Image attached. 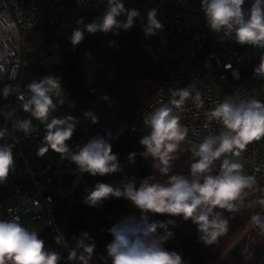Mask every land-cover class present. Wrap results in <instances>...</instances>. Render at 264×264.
Masks as SVG:
<instances>
[{"label": "clouds", "instance_id": "9594fccd", "mask_svg": "<svg viewBox=\"0 0 264 264\" xmlns=\"http://www.w3.org/2000/svg\"><path fill=\"white\" fill-rule=\"evenodd\" d=\"M246 0H201V7L209 28L222 35V39L231 38L240 45H249L264 49V0H251L245 10ZM126 19L121 21L120 16ZM140 12L135 8L126 9L123 0H107V10L99 21L85 26L86 31L94 34L117 30H129ZM157 10L147 13L144 25L146 36H154L163 25L158 21ZM77 24L83 20H77ZM84 39L83 31L74 29L70 37L73 47ZM0 59H4L0 55ZM4 63H0V74L6 72ZM254 73L264 77V57ZM13 79V77H9ZM26 92L18 99L24 112L45 124V135L36 155L43 157L49 150L59 154L60 159L69 160L76 165L81 174L93 177L111 175L123 171L118 154L113 153L109 139L102 136L90 138L85 144L78 145L72 151L68 141L72 138L79 120L73 116L53 117L56 103L63 91L60 78L45 76L25 85ZM14 92L12 85H6L2 94L7 98ZM169 101L160 104L147 114H143V124L147 134L139 144L144 149L140 153L152 161V167L166 181L155 182L154 175L144 178L137 186L135 180L114 186L97 182L83 202L90 207H98L105 200L123 198L139 212V216H127L119 220L108 230L113 237L106 245L107 257L111 264H186L181 254L168 250L164 244L174 235L169 226H175L173 219L164 221L150 220V215L181 217L197 226L199 239L206 245L215 244L218 237L229 230V221L223 212L235 213L247 196L246 189H252L256 181L253 176L245 175L243 165L230 157H240L248 144L264 138V101L255 98L242 100L236 95L225 96L222 102L206 112L209 122L220 125L218 134H209L190 148L193 162L188 174L172 173V162L185 141L188 129L181 124L183 107L191 100L201 108L204 100L199 91L190 85L181 89H171ZM103 99H108L103 97ZM84 118L92 124L98 123V117L85 112ZM14 127L28 135L35 131L31 120L18 121ZM207 127V125H206ZM135 130V129H133ZM6 131L0 130V139ZM13 147L0 144V182L6 181L14 167ZM137 153H130L128 160L135 162ZM223 157V159H221ZM220 161L216 167V161ZM264 207V199L258 201ZM251 207V205H249ZM252 222L264 232V215L259 213L251 217ZM162 233V234H161ZM87 232H82L76 247L69 253L67 260L79 259L81 264H90L95 252V243ZM59 242V241H58ZM79 253V254H78ZM61 255L46 248L45 241L37 231L22 225L19 216L0 219V264H60Z\"/></svg>", "mask_w": 264, "mask_h": 264}, {"label": "built area", "instance_id": "2783aa9c", "mask_svg": "<svg viewBox=\"0 0 264 264\" xmlns=\"http://www.w3.org/2000/svg\"><path fill=\"white\" fill-rule=\"evenodd\" d=\"M126 9L135 8L140 16L129 29L134 32L137 44L153 60L161 65V77L157 89L143 108L131 118H124L114 125L103 119L91 126H76L72 138L67 142L75 151L78 145L85 144L90 138L102 136L111 145L126 131H146L143 114H147L169 101L171 89L193 86L201 93L204 104L197 108L188 100L183 107L181 124L188 129L184 143L193 145L209 134H218L220 125L209 122L206 112L222 102L225 96L236 95L242 100L255 98L264 101V77L254 73L255 55L253 51H238L233 47L231 38L222 39L212 31L201 7V0H123ZM249 4L245 2L247 10ZM155 8L157 19L163 25L156 35L146 36L144 25L147 13ZM89 9H99L104 14L107 0H0V63L6 72L0 74V130L6 131L0 144L13 147L14 167L6 181L0 182V219L19 216L23 224L39 232L47 228L55 233V238L66 252L64 223L59 225L54 217L61 204H70L76 188V180L83 174L69 160H61L59 154L49 150L43 157L36 155L45 135V124L31 117L20 107L18 97L26 92L20 85L18 74L21 68L31 62L24 56L26 36L42 23L52 24L60 19H74ZM124 21L125 16L118 17ZM218 35L228 48H215L207 53L200 64L194 54L203 48L208 36ZM213 58L216 67H211L208 59ZM246 65V71L239 74L237 66ZM13 79H9V77ZM12 85L14 92L4 98L2 91ZM94 89L90 88L92 92ZM86 110H97L93 97L85 100ZM49 116V122L52 119ZM31 120L35 129L25 135L16 130L18 121ZM207 125V127H206ZM135 129V130H133ZM243 165V171L258 178L264 173V138L247 145L240 157H230Z\"/></svg>", "mask_w": 264, "mask_h": 264}, {"label": "trees", "instance_id": "16d2710c", "mask_svg": "<svg viewBox=\"0 0 264 264\" xmlns=\"http://www.w3.org/2000/svg\"><path fill=\"white\" fill-rule=\"evenodd\" d=\"M246 2L250 6L251 0ZM103 15L99 9H89L74 19H60L52 24L42 23L34 28L26 36L23 49L24 56L30 57L31 62L20 69L18 80L25 89V85L33 80L49 75L57 76L60 78L63 92L70 95L75 104L81 107L87 98H95L101 119L108 125H114L121 119L134 117L154 95L161 77V65L143 51L131 30L119 29L118 34L100 31L88 33L85 26L99 21ZM81 19L83 23L77 24L76 21ZM74 29L84 33V39L75 47L70 40ZM232 45L238 51H253V46L240 45L234 40ZM215 48L224 49L228 46L218 35L208 36L203 48L194 54V60L200 64L204 56ZM81 53L88 56L93 64V78L88 87L84 86L86 73L81 63ZM90 88L94 90L90 92ZM77 110L74 108L69 116H73ZM146 134V131H126L112 145V151L118 154V159L128 160L130 153H137L133 177L124 178L115 173L102 177L83 174L76 180L70 204L68 207L61 204L54 214L59 225L64 223L66 252L56 241L54 232L47 228L37 232L45 241L47 249L61 255L60 264H81L79 259L73 263L68 261L66 254L76 247L82 232H87L92 238V241L86 242H94L96 245L90 264H111L107 257L106 245L113 237L108 230L124 217L139 216L138 210L123 198L112 197L98 207L88 206L83 202L87 195L86 188L91 190L97 182L122 187L123 183L129 180H135L138 186L142 179L152 175L155 182L166 181L167 177L158 171L154 172L152 161L140 155L144 149L139 140ZM191 147L190 144L181 143L176 153L177 159L172 162V173L188 174L193 162ZM219 164L220 161H216L217 169ZM260 178H264V173L255 178V185L252 189H246L247 193L260 188ZM259 214L264 215V209ZM223 215L229 221V230L212 245L200 241L196 225L190 220L184 221L181 217L165 215H150L149 218L153 221H175V226H169L174 235L164 247L181 254L186 264H264V258L257 260L252 254L245 234L233 242L246 224V219L240 211H224ZM253 230L264 237V232L255 224Z\"/></svg>", "mask_w": 264, "mask_h": 264}, {"label": "rangeland", "instance_id": "374dc122", "mask_svg": "<svg viewBox=\"0 0 264 264\" xmlns=\"http://www.w3.org/2000/svg\"><path fill=\"white\" fill-rule=\"evenodd\" d=\"M253 53L255 55V64H259L261 57H264V49L255 47L253 48ZM208 62L211 67H216V62L213 58H209ZM81 63L83 66V69L86 73V82L84 84L85 87H88L90 84L92 78H93V64L91 59L88 56H84L81 58ZM237 70L239 74H243L246 71V65L241 63L237 66ZM59 99L63 101V103H59L54 99V103H56V109L53 111L50 116L55 118H65L69 116V114L74 110V108H77L78 110L74 112L75 114L73 117L77 118L79 120V125H86L91 126L93 125L90 120H87L84 118V113L88 111H92L97 117H98V111L97 110H86L84 105L79 107L77 104L74 103L73 98L66 94L65 92H61V95L59 96ZM119 162L121 164V167L123 171L115 173L116 175H119L124 178L133 177L135 174V163H130L129 160H122L119 159ZM260 182L262 185L260 188L254 191L248 192L247 196L244 198L243 204L240 206L239 210L241 215L246 219L245 224V234L246 237H248L249 245H251V252L254 255V257L257 260H260L261 258H264V239L261 238V236L256 233L253 228H250V224H252L251 217L257 213H260L264 207H261L258 203L260 199H264V178H260ZM251 205V207H249ZM26 228L29 230L34 231L30 227V222L23 224ZM197 228V226H196ZM250 236V237H249Z\"/></svg>", "mask_w": 264, "mask_h": 264}, {"label": "crops", "instance_id": "0c3cea01", "mask_svg": "<svg viewBox=\"0 0 264 264\" xmlns=\"http://www.w3.org/2000/svg\"><path fill=\"white\" fill-rule=\"evenodd\" d=\"M97 111H98V110H97ZM100 118H101V115H100V112L98 111V119H100ZM250 225H251L250 228H251V227L253 228L254 223H252V224H250ZM243 232L245 233V227H244V229L242 230L241 233H243ZM241 233H240V234L237 236V238L233 241L234 243H235L236 241H238V240L244 235V234H241ZM260 236H261V235H260ZM249 237H250V236H249ZM247 238H248V237H246V239H247ZM261 238L264 239V237H262V236H261ZM247 241H248V239H247ZM234 243H233V244H234ZM248 243H249V242H248ZM231 246H232V245H231ZM231 246H230V247H231ZM230 247H229V248H230ZM229 248H228V249H229ZM250 249H251V245H250Z\"/></svg>", "mask_w": 264, "mask_h": 264}, {"label": "water", "instance_id": "95a60500", "mask_svg": "<svg viewBox=\"0 0 264 264\" xmlns=\"http://www.w3.org/2000/svg\"><path fill=\"white\" fill-rule=\"evenodd\" d=\"M253 48H255V47H253ZM84 57V53H81V58H83ZM66 256L68 257V255L66 254ZM73 263V262H72Z\"/></svg>", "mask_w": 264, "mask_h": 264}]
</instances>
